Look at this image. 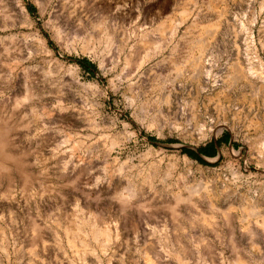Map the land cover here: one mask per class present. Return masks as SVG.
I'll return each mask as SVG.
<instances>
[{
	"label": "rangeland",
	"instance_id": "rangeland-1",
	"mask_svg": "<svg viewBox=\"0 0 264 264\" xmlns=\"http://www.w3.org/2000/svg\"><path fill=\"white\" fill-rule=\"evenodd\" d=\"M0 264H264V0H0Z\"/></svg>",
	"mask_w": 264,
	"mask_h": 264
},
{
	"label": "trees",
	"instance_id": "trees-1",
	"mask_svg": "<svg viewBox=\"0 0 264 264\" xmlns=\"http://www.w3.org/2000/svg\"><path fill=\"white\" fill-rule=\"evenodd\" d=\"M209 149H213L212 146H210V147L207 148V149H201L200 151H201L202 153H204L205 155H211V151H212V150L210 151ZM191 155L195 156V154H191Z\"/></svg>",
	"mask_w": 264,
	"mask_h": 264
},
{
	"label": "bare ground",
	"instance_id": "bare-ground-1",
	"mask_svg": "<svg viewBox=\"0 0 264 264\" xmlns=\"http://www.w3.org/2000/svg\"><path fill=\"white\" fill-rule=\"evenodd\" d=\"M81 223V222H80ZM80 231H81V228H78ZM85 229V228H84ZM99 229V228H98ZM76 236V235H75ZM105 237L109 240V233L108 232H106L105 233ZM101 239V238H100Z\"/></svg>",
	"mask_w": 264,
	"mask_h": 264
}]
</instances>
